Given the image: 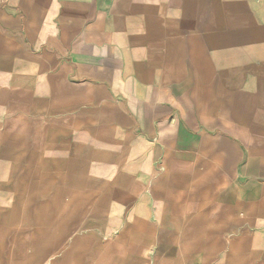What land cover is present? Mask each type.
<instances>
[{"label": "crops", "instance_id": "1", "mask_svg": "<svg viewBox=\"0 0 264 264\" xmlns=\"http://www.w3.org/2000/svg\"><path fill=\"white\" fill-rule=\"evenodd\" d=\"M0 264H264V0H0Z\"/></svg>", "mask_w": 264, "mask_h": 264}]
</instances>
